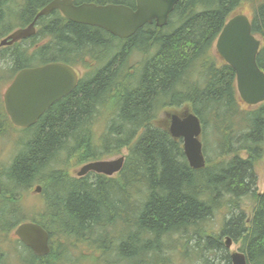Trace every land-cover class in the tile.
<instances>
[{
	"label": "trees",
	"instance_id": "trees-1",
	"mask_svg": "<svg viewBox=\"0 0 264 264\" xmlns=\"http://www.w3.org/2000/svg\"><path fill=\"white\" fill-rule=\"evenodd\" d=\"M19 1L0 0L2 39L26 28L53 0ZM75 1L135 7V0ZM245 3L252 8L251 33L261 41L256 60L264 72V0H180L165 27L146 24L123 40L52 11L35 21L34 36L0 47L4 82L53 63L85 71L72 93L22 129L20 149L0 172L4 232L25 222L17 213L24 193L41 188L42 220L29 222L49 235V253L35 256L18 241L23 264H62L72 241L101 252L103 259L93 264H173L171 253L181 242L185 258L188 247L199 264H231L227 237L247 264H264V192L255 191L253 167L264 152V102L242 103L235 73L214 50L224 24ZM185 105L201 122L206 164L200 171L189 167L181 140L155 124L163 108ZM104 111L111 118L96 143L93 125ZM0 121L12 125L1 102ZM123 149L124 165L113 177H73L60 161L66 155L87 164ZM244 197L255 203L249 216L241 210ZM224 207L228 217L220 232L208 231L205 222Z\"/></svg>",
	"mask_w": 264,
	"mask_h": 264
},
{
	"label": "water",
	"instance_id": "water-1",
	"mask_svg": "<svg viewBox=\"0 0 264 264\" xmlns=\"http://www.w3.org/2000/svg\"><path fill=\"white\" fill-rule=\"evenodd\" d=\"M180 0H135L134 9L124 5H94L91 3L73 5L72 0H53L42 8L31 24L18 28L0 41V47L12 46L19 41L34 36L35 21L48 16L52 11L60 14L72 23L101 29L120 40L128 39L146 24L156 28L167 25L169 15ZM214 50L235 73L237 96L254 107L264 102V72L258 65L256 56L261 41L251 33V24L245 14H236L224 24ZM79 81L78 70L67 64L53 63L24 69L17 73L3 93L5 113L16 128H29L43 113L67 95L73 92ZM168 133L172 139H180L184 158L192 170L200 171L205 167L201 137V122L189 111L168 116ZM124 157L113 160L92 161L85 164L76 174L79 178L88 173L107 177L117 175L124 165ZM2 190L0 187V194ZM40 193L41 188L35 187ZM19 241L34 255L46 256L49 253V235L39 225L24 222L15 230ZM225 248L230 249L232 240L225 238ZM231 264H247L242 252L230 253Z\"/></svg>",
	"mask_w": 264,
	"mask_h": 264
},
{
	"label": "rangeland",
	"instance_id": "rangeland-1",
	"mask_svg": "<svg viewBox=\"0 0 264 264\" xmlns=\"http://www.w3.org/2000/svg\"><path fill=\"white\" fill-rule=\"evenodd\" d=\"M19 0H16V4H19ZM16 7H14L15 10ZM237 14H245L249 19L252 18L253 12L251 5L248 3L242 4L241 7H239L236 10ZM11 19V17H9ZM15 23V21H11ZM2 38H0L1 40ZM7 46H4L6 48ZM4 48L1 47L2 50ZM138 57V56H136ZM135 57V58H136ZM139 58V57H138ZM134 60V59H133ZM89 62V61H88ZM98 64V62L92 61L91 65L92 67ZM7 67L6 62L2 59H0V77L4 76L5 68ZM82 74L85 73L84 70H82L80 67L77 68ZM10 84L9 81L4 82V78H0V102L1 106L3 105L2 97L3 93L5 92L6 88ZM188 107L185 105L184 107H174V108H163L160 115L158 116L157 120L155 121V124L159 127H167L169 126V115H172L174 113L177 114H183L184 112L188 111ZM111 110V109H110ZM111 118V114L107 113V111L102 112V116L100 119L93 125V138L94 142L98 143L100 141V136L103 133V130L105 128L104 124ZM1 128H4V133L0 135V172L4 171L9 163L11 162L13 156H15L16 152L20 149V142L23 140L26 135L25 132L22 131V129H16L13 125L11 127H8L7 124L3 121H0ZM7 131H6V130ZM201 140V137H200ZM210 143V142H209ZM210 154L209 156L213 158L214 154H212V151L209 150ZM127 155V149H123L120 154L104 158V160H113L116 159L119 156H126ZM240 156L242 158H246L245 154L241 153ZM60 158V161L62 163V167L67 171L68 175H71L73 177H77V173L80 171L81 167L85 163H77V161L73 157H66V155H62ZM254 167V173L257 179V185L255 191H257L259 194L264 192V152L263 156L259 158L258 161H256L253 165ZM2 175V182H5L4 175ZM6 183V182H5ZM34 185L29 193H24L21 199H19L20 203H18V210L17 213L21 214L20 216L25 219V222L32 221L33 219L42 220L41 216L44 214V203L41 197V192L36 193L35 192ZM241 210L244 211L245 215H250L251 210L255 203L252 201V199L249 197H244L241 199ZM227 208H222L220 211H214L213 216H211L210 219H208L205 223L207 224L206 229L212 233H219L221 223L224 220V218H227L228 213L226 212ZM231 211V210H230ZM22 218V219H23ZM8 223V222H7ZM15 227H13L9 231H3L0 229V255H2V261L3 264H23V260L25 257L24 249L21 248L19 245L18 237L14 234ZM223 242H225L224 238L222 239ZM20 242V241H19ZM185 242V241H184ZM196 241H192L190 244V248L193 246V243ZM68 243V242H67ZM71 248H68V250H65V254L63 255V261L62 264H93V261L102 260L103 257L101 256V252L97 251V249H92L91 247L88 248L86 246H81L78 243H75L74 241L68 243ZM182 244V242L180 243ZM177 245L176 248L173 249V252L171 253V257L173 259V264H199V260L197 259V255H195L191 249H188L186 253H189L187 257L183 256L181 252H184V249L182 245ZM186 244V242L184 243ZM68 246V247H69ZM238 245L233 243V245L230 247V249L226 250L229 254L232 252H237ZM98 256V259L96 260ZM102 258H101V257ZM90 262V263H89Z\"/></svg>",
	"mask_w": 264,
	"mask_h": 264
},
{
	"label": "flooded vegetation",
	"instance_id": "flooded-vegetation-1",
	"mask_svg": "<svg viewBox=\"0 0 264 264\" xmlns=\"http://www.w3.org/2000/svg\"><path fill=\"white\" fill-rule=\"evenodd\" d=\"M72 3H73V5H80V4H78L75 0H72ZM92 4V3H91ZM97 6V5H96ZM55 11H57V10H55ZM59 12V11H58ZM60 13V12H59ZM61 15V14H60ZM62 16V15H61ZM169 127V126H168Z\"/></svg>",
	"mask_w": 264,
	"mask_h": 264
},
{
	"label": "bare ground",
	"instance_id": "bare-ground-1",
	"mask_svg": "<svg viewBox=\"0 0 264 264\" xmlns=\"http://www.w3.org/2000/svg\"><path fill=\"white\" fill-rule=\"evenodd\" d=\"M42 66V65H41ZM224 204V203H223ZM231 263V262H230Z\"/></svg>",
	"mask_w": 264,
	"mask_h": 264
}]
</instances>
